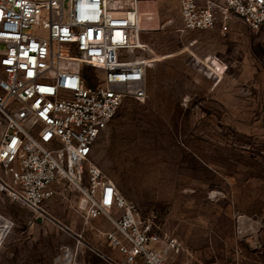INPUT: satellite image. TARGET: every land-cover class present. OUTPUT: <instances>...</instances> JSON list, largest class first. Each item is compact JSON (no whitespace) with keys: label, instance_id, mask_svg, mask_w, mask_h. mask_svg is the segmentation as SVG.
I'll return each instance as SVG.
<instances>
[{"label":"rangeland","instance_id":"obj_1","mask_svg":"<svg viewBox=\"0 0 264 264\" xmlns=\"http://www.w3.org/2000/svg\"><path fill=\"white\" fill-rule=\"evenodd\" d=\"M140 10L141 39L158 57L148 94L125 100L92 159L145 223L176 238L171 264H264V28L236 18L226 32L186 29L179 0ZM56 187L40 215L0 194V264L120 256L104 234L114 224L86 223L77 191Z\"/></svg>","mask_w":264,"mask_h":264},{"label":"built area","instance_id":"obj_2","mask_svg":"<svg viewBox=\"0 0 264 264\" xmlns=\"http://www.w3.org/2000/svg\"><path fill=\"white\" fill-rule=\"evenodd\" d=\"M141 1L0 0V194L40 215L56 186L76 190L86 223L114 224L104 234L121 255L103 253L108 264H171L178 249L92 159L125 100L148 94L158 57L141 39ZM179 2L186 29L264 28V0Z\"/></svg>","mask_w":264,"mask_h":264},{"label":"bare ground","instance_id":"obj_3","mask_svg":"<svg viewBox=\"0 0 264 264\" xmlns=\"http://www.w3.org/2000/svg\"><path fill=\"white\" fill-rule=\"evenodd\" d=\"M139 26H140V29H141V25H140V23H139ZM68 250H69V249H68ZM68 250H66V252H67ZM66 252H65V253H66ZM65 253H64V255H65ZM63 258H64V256L62 257V259H60L59 264H64V262H63Z\"/></svg>","mask_w":264,"mask_h":264},{"label":"crops","instance_id":"obj_4","mask_svg":"<svg viewBox=\"0 0 264 264\" xmlns=\"http://www.w3.org/2000/svg\"><path fill=\"white\" fill-rule=\"evenodd\" d=\"M100 217H102V216H100ZM100 217H98V218H100ZM113 228H114V227H113ZM113 228H111V229H113ZM111 229H107V230H111ZM107 230H106V231H107ZM108 243H109V242H108ZM109 245H110V244H109ZM116 250H117V249H116ZM117 251H118V250H117ZM119 254H120V253H119ZM111 255H112V254H111ZM120 255H121V254H120Z\"/></svg>","mask_w":264,"mask_h":264}]
</instances>
